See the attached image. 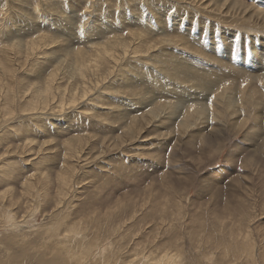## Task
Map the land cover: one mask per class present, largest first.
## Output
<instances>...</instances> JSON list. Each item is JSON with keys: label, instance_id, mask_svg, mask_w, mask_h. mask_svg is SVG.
I'll list each match as a JSON object with an SVG mask.
<instances>
[{"label": "rangeland", "instance_id": "rangeland-1", "mask_svg": "<svg viewBox=\"0 0 264 264\" xmlns=\"http://www.w3.org/2000/svg\"><path fill=\"white\" fill-rule=\"evenodd\" d=\"M0 264H264V0H0Z\"/></svg>", "mask_w": 264, "mask_h": 264}]
</instances>
